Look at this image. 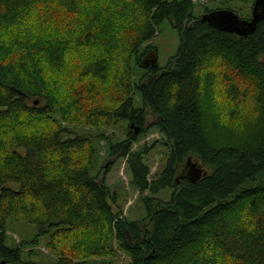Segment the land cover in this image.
<instances>
[{"label":"trees","instance_id":"16d2710c","mask_svg":"<svg viewBox=\"0 0 264 264\" xmlns=\"http://www.w3.org/2000/svg\"><path fill=\"white\" fill-rule=\"evenodd\" d=\"M230 1L251 3L252 11L254 0ZM50 8L78 18L74 39L53 38L46 22L31 27ZM192 10L191 0H0V261L40 264L5 245L13 219L37 228L33 243L47 237L56 256L48 264L109 257L112 240L128 257L124 264H264V21L239 37L201 23ZM122 21L140 44L164 21L179 37L166 67L144 66L135 87L140 109L127 49L123 59L114 52L122 47L115 34ZM70 48L93 54L73 71L76 95L49 86L44 74L47 67L56 77L68 74L76 57L60 67ZM213 113L232 125L224 127L228 140H217L208 125ZM147 114L168 147L150 182L147 148L132 149ZM55 116L92 128L127 121L126 139L109 155L126 160L131 188L151 196L172 189L169 201L145 197L142 220L120 217L104 178L90 173L91 143ZM188 161L201 170L195 181L181 176Z\"/></svg>","mask_w":264,"mask_h":264},{"label":"rangeland","instance_id":"374dc122","mask_svg":"<svg viewBox=\"0 0 264 264\" xmlns=\"http://www.w3.org/2000/svg\"><path fill=\"white\" fill-rule=\"evenodd\" d=\"M98 4L104 6L106 0H95ZM193 4L192 14L195 18L202 17L206 12H212L217 10H231L235 12L241 18H251V3L240 4L230 0H191ZM97 5L96 3H94ZM108 3L107 5H110ZM33 19L31 27L43 24L46 22L51 27V33L53 38L60 41L71 40L75 37V23L77 17L75 15H68L67 13L59 9L50 8L44 10V13L39 14ZM124 21V19H123ZM122 24L115 30L119 44L122 46L119 51L115 50L116 57L123 59L122 51L126 50V68L130 73L131 83L134 86L132 92V99L134 106L138 109L142 107V102L138 90L135 88L145 74L144 66L155 62L158 67L164 68L167 66L169 59L173 57L177 51L179 45V37L176 31L171 27L168 21H164L157 29L155 36L148 42L140 44L138 39L130 33L128 28ZM38 23V24H37ZM78 31V30H77ZM68 33V34H67ZM128 33V35H127ZM124 48V49H123ZM117 49V48H116ZM83 50V49H81ZM93 55L87 51L75 52L73 48H70L66 59H64L63 65L65 67V61L73 60L76 57V61L70 68L65 71L68 74H62L61 77H56V73L51 68L47 67L45 71V79H48L47 84L52 86L55 84L54 89L66 88L67 93H75L73 82L78 75L76 74V67L78 62L82 59H87ZM140 62L138 64V60ZM121 65V64H120ZM49 68V69H48ZM79 68V67H78ZM60 78V79H59ZM82 88V86H81ZM61 89V91H62ZM72 89V90H70ZM110 90V89H108ZM112 94L118 98L122 97L120 92L116 90H110ZM64 92V91H63ZM214 114V113H213ZM54 117V115H53ZM210 120V127L212 132L215 133L217 140H228L230 137L229 132H226L224 127H232L216 120V114H214ZM56 124L70 134L77 135L88 139L92 145V149L95 152V163L90 171L92 176L98 175L99 180L104 178L105 185L109 188V192L116 197V206L112 205L114 212H117L120 217L127 219L128 221H138L145 217V208L142 203V199L145 197H154L161 202L169 201L172 193V189H165L159 192L155 196H151L148 191L138 192L131 188L129 185V171L127 169L126 160L119 157H111L109 155V147L113 146L126 139L129 131V123L125 120L117 121L115 124L108 127L92 128L85 125H67L63 123L59 116H55ZM227 121V119H226ZM154 120L148 114L146 115L144 134L138 135L137 142L133 145V150H141L147 148L148 153L144 157L143 161L149 169V182L155 179V177L163 170L168 157V147L165 138L160 135L156 128L152 127ZM232 124V123H231ZM135 127L131 128L133 131ZM214 130V131H213ZM135 131V130H134ZM109 166V167H108ZM5 245L9 248H19L21 256L25 260L37 262L40 264L54 263L56 256L49 252L46 248L47 237L40 238L39 242L33 243L35 236L37 235V228L29 223L15 221L8 219L5 224L4 231ZM109 243V242H108ZM111 246V247H110ZM112 253L109 257H85L80 259V264H124L129 261L128 257L116 247V243L112 240L110 244Z\"/></svg>","mask_w":264,"mask_h":264},{"label":"water","instance_id":"95a60500","mask_svg":"<svg viewBox=\"0 0 264 264\" xmlns=\"http://www.w3.org/2000/svg\"><path fill=\"white\" fill-rule=\"evenodd\" d=\"M200 21L220 32L235 34L239 37L248 36L255 31L259 22L264 21V0H254L251 18L249 20L240 19L239 16L231 10H217L204 14L200 18ZM151 64L154 65L155 62ZM34 104L37 105V102ZM200 174L201 170L197 169L194 164L188 161L181 176L195 181ZM0 264L6 263L0 261Z\"/></svg>","mask_w":264,"mask_h":264}]
</instances>
